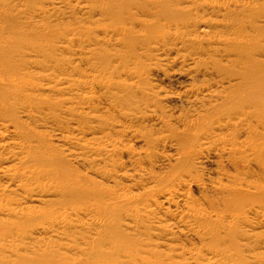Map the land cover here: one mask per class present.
I'll list each match as a JSON object with an SVG mask.
<instances>
[{"label": "bare ground", "instance_id": "obj_1", "mask_svg": "<svg viewBox=\"0 0 264 264\" xmlns=\"http://www.w3.org/2000/svg\"><path fill=\"white\" fill-rule=\"evenodd\" d=\"M154 3H156V1H154ZM27 4L30 5V15H36L42 19L48 16L50 18L58 13L61 14L60 12L62 11L60 8L66 6L65 2L59 0H43L42 4L44 7L42 8L36 7L35 0H29ZM247 4H251V1L247 0ZM2 5L0 2L1 16L2 13L5 16L13 13V8L8 9L6 8L8 6L3 7ZM248 6L249 5L242 4L241 2L220 0L217 4H208L204 8L206 10L216 11L219 15H222L223 12L235 15L240 9ZM189 7L184 9L180 7V9L171 10L166 16L165 23L157 25L158 32L153 30L154 26L152 23L141 24L142 28L146 30V32H149V34L148 37L146 36L147 41L140 43L142 45L140 49L144 53H153L159 56V58L163 57L161 59L163 62H167L168 65L179 64L185 68L187 67L186 71L176 72L175 75L178 81L185 80L183 81L184 83H186V81L190 83L194 77H208L209 80L207 84L220 88L221 91L213 92L209 90V87L208 89L206 88L207 84L196 87L190 83L191 86H189V84L186 85L187 87L184 86L186 87V89L183 88L184 95L189 93L191 97L188 102L192 103L191 107L194 108L190 111V115L185 117L183 114L175 117L177 119L174 118L177 120L180 128L171 127L167 122V118L164 116L165 113L162 115V106L158 97L143 104L146 106H144L146 109H138L135 113L123 111L122 109L114 111L117 118L127 121L131 126L132 123L138 121L143 122L147 119L151 122L152 127L157 129L156 131H159L158 136L154 138L150 134H145L143 132L142 134L141 131H139L140 129L135 130L133 127L129 126L125 128L123 125L120 127L117 125L118 123H116L117 126H114L115 124L113 123V127L123 128L122 130L120 129L122 135L124 134L127 136L130 134L134 136L136 142L143 145L145 144V147H148L146 151H150L151 154H156L155 151L159 147H165L169 144L167 147L175 153L173 157L176 158L175 168L171 173H167L166 176L159 177L161 175L157 176L156 173L152 172L146 173L144 170L146 175L143 172V176L141 172V176L138 177L139 179L137 181L133 180L125 171L123 175L117 174L120 183L117 179L116 182L118 183L109 178L116 183V188H118V190L131 194V196H127L126 199L123 197L124 194L125 196L127 194L122 193L123 195L120 196L125 200H120V196V199L116 198L115 194V196L113 195V198H115L112 199L111 195L115 192V188L105 189V187H98V184L97 186H93L92 184L96 183H93V181L91 182L88 178L81 177V171L78 169V167H81V163H83L81 160V150H83L81 143L84 139L82 141L81 139L82 136H84L83 138L89 136V133L81 132L79 123L78 126L80 129H77L75 126L76 129L72 131L69 125H67L68 127H64V129L59 122L63 114L69 118L72 117L73 120L70 122L75 123L74 121L76 120L81 122V112L75 110V107L78 109L81 108V104L79 103L81 101L78 102L75 98L76 103H78L75 104L72 100H56L57 102L54 100L56 97L55 94L57 95L58 93L67 95L69 92H74L76 95L77 92L81 91L80 84L78 86L73 85V79L71 80V78H68V75L67 78L64 76L63 79L60 78V81L53 84L50 79L53 74L51 77L48 76L51 73L48 75L46 74V76L44 74V80L42 74L39 73L38 70L36 71L38 73H35L32 72L33 67L30 69L31 71L26 68L27 65L31 68V66L38 64L36 63V58H38L37 54L43 53L42 55L44 58L48 56V54L52 56L53 54L51 52L55 51V48L53 49L52 46L50 50L46 49V51L44 47L36 43V38L30 37V41H27L28 39L23 40L24 36H19L10 30L8 32L9 34L0 32V50L4 52L9 51L11 53H4L5 57L9 58H3V61L4 59L5 61L7 60L6 62L0 61L2 62V65L0 64V252L3 257L5 256L3 258L4 264H81L83 260L81 261L80 258V260H74L67 252H76L81 255L83 253V255H85L86 252L91 251V254L89 253L90 258L88 257L89 259L85 260L88 261L95 256L96 246H111L124 251L127 253L125 264H141L148 262L149 256L165 258L173 264H202V262L205 264L207 261L206 264H264V260L260 258V255L258 257V254L256 255L254 253L258 249L264 248V239H261V233L258 236L255 234L256 232H254L255 228L264 227V190H261L259 179H257L258 182H251L247 175H232V173L219 176L222 166L227 165L236 167L237 165L243 164L248 167L256 164V162L264 157V97L258 95L254 87L248 86L245 83V77L241 81L239 72L235 67L222 64L220 58L227 57L232 59L238 56L239 53L237 50H230L228 45L236 44L240 40V37L237 34H233V37L221 38L199 37L198 35L193 36L192 31L201 30L202 28L200 27L204 24L209 27H214L219 24H224V22L217 20L215 22L209 20L191 22V20L189 21V19L184 17V14L191 11ZM84 8L86 9V7L82 5V7L80 6L77 9L80 11ZM17 15L24 17L25 14L24 12H20ZM56 28L52 29L55 33L58 31ZM193 28H195V30H193ZM204 28H206L205 25ZM44 29L45 26L39 25L35 33H40ZM5 31L7 32L8 30ZM113 32L118 35L130 34V30L127 27L121 26H114ZM113 32L111 34H113ZM2 41H9L8 44L11 42V44L15 46L13 47L11 44L12 47L10 45L6 46ZM23 42L25 43L23 44ZM82 42L85 41L78 40V45L80 43L82 44ZM95 42H97V40ZM76 43L75 40H70L66 48L69 50L72 47H68V45L74 46ZM62 44H59V46H61L59 47L60 49L63 47ZM34 45L36 48L38 47V49L44 50L40 51L36 49ZM56 47L58 48V45ZM64 48L65 47H63L62 50H64ZM73 50H71L72 53L75 52V50L74 52ZM81 50L85 49L81 48ZM81 50L79 49V52ZM58 51L60 52L61 50ZM91 52L92 51H90V53ZM44 53L47 55L45 56ZM1 54L3 56V53ZM77 54L79 53L77 52ZM204 54H213L214 56H219V58H215L211 66L201 65V56ZM36 55L37 57L35 58ZM55 55L57 56V54ZM170 55H173L172 59L165 58H169ZM12 56L16 57V60L18 59L17 62L14 63L16 60L13 61ZM253 56L254 54L252 53L248 55L250 58ZM32 57L35 59L33 60ZM87 60L92 64L89 59L85 61ZM66 61L69 60L66 59ZM73 62L70 60V63L68 62L69 66L67 65L68 63L63 64L67 65L68 68H73V66L70 65L71 63L74 65ZM148 64L142 70L138 69L136 71L133 69L134 71H127L124 72L123 75L121 74L125 76V79L120 83H118L119 80H116L118 79L116 75L115 81L118 82L116 83L114 81L113 83L116 84H113V86H117L118 88L121 87L131 92L146 94L148 86V84L145 83L148 77L147 71L152 69L150 68L152 66L149 67ZM39 65H35V67ZM151 65H153V63ZM40 66H42V62ZM50 67L52 69V66ZM55 67L58 68V65L56 64ZM60 68L59 65L58 69L60 70ZM74 68L76 69L75 66ZM221 68H223V70H220ZM61 69H65L64 66H62ZM23 70L26 71L24 72ZM53 71L51 70V72ZM57 71L58 70H55L54 72ZM156 71L158 72L159 70L157 69ZM77 73L81 74L80 72ZM104 74L105 76L103 75V77L106 80V77L109 75H106L105 72ZM96 75V78L92 76L94 81H96L95 79L98 80L99 78L97 77L100 76V74ZM110 76L113 77V75ZM40 77H42V79ZM37 78L46 82L48 81L46 79H49L52 83H48L49 85L46 84L47 86L40 85V83H37L40 81ZM100 79L102 83L105 81H103L102 78ZM152 79L154 80V77ZM237 80L240 81L237 82ZM111 81L113 80L110 79V83ZM102 83H100L101 85L98 84V87L106 86L103 85L106 81ZM84 85L87 87L89 86V84ZM181 85L184 84L182 83ZM111 86V84L110 86L107 85L108 88H113V86ZM121 88H119V90ZM200 92L201 94H205L203 98L197 96ZM53 95L55 97L52 99ZM181 95L184 96L183 94ZM103 96L104 95H102V97ZM169 96L167 94L164 97L166 99ZM193 96L196 97L194 98ZM93 97L97 98L95 96ZM93 97L90 98V101L94 99ZM191 98L194 100H191ZM100 99L102 98L100 97ZM67 102H70L71 105L69 106L67 104L68 106L65 107L64 105ZM259 102L261 104L258 106L257 104ZM77 105H79V107ZM63 107H65L66 110L63 111ZM59 113L62 115L60 114L61 116L58 117ZM83 114L84 113H82V115ZM98 117H100V115ZM93 118V115L92 117L89 116V119ZM117 118L115 119L116 122ZM168 118L170 119L172 117L169 116ZM98 119L99 118H94L93 120L96 121ZM115 120L113 118V121ZM253 120L255 124H252ZM75 125H77V123ZM106 128L112 129L111 126ZM101 130L103 131L102 128ZM116 132L120 134L118 129ZM86 133L88 135H86ZM110 134L105 135L108 136ZM93 135H91L92 139L94 137ZM105 135H102V137L100 135V137L104 138ZM120 138L118 139L120 140ZM88 139H91V137ZM106 139H108V137ZM96 140H100L98 136ZM91 141L92 140H90V142ZM55 142L56 144H54ZM86 143H88V140ZM98 146L100 147V145ZM127 146L118 140L105 143L100 148L83 146L84 150L86 149L90 152V155L92 153L96 157L100 156L99 159L101 158L99 163L97 158L95 161L93 160L94 158L91 159L88 156L89 160H87L85 157H87L86 155L88 152L85 151V153L83 151L86 154H83V156H85V164L89 166L92 173L98 170V172L96 171L98 174L101 171H99V169L104 165L111 166V164H108L107 160L114 158L118 152L124 151V153L126 152L128 154L129 148ZM134 156L140 158V155ZM209 156H214L216 159L214 162L217 169L214 178H210V175L208 179L206 178L207 181H203L204 179H202L203 176H201L200 171H207L204 164H208L206 160H208L207 158H209ZM115 157L116 161H118L117 159L119 156ZM131 161L134 162V159ZM138 161H136V164ZM101 163L104 164L102 167L100 166ZM116 163L115 165L118 164V166H122V163ZM115 165H112L113 168H115ZM99 166V169L93 170ZM118 168L119 167H117V169ZM103 171H105V169ZM106 173L108 175L107 170ZM249 173H251V171H249L248 174ZM100 174L104 176L103 173ZM104 177L107 179L109 176ZM122 181L128 182V184H121ZM157 183H159L160 187L159 185L156 186ZM193 188L199 190L200 194L213 192L218 196L216 199H211L212 201H209L210 199L208 196L201 194V196L203 195L206 198L200 197L199 199L202 198V200H199L194 196V193H192L191 190H193ZM134 190L140 191L131 193ZM251 191L255 192L252 193ZM97 192L101 194L94 200L95 202L86 203V205L81 204V194L85 196H94ZM207 198L209 199L208 201ZM116 199L118 200L116 201ZM133 202H142V204H139L137 207L134 206L135 208L133 207L131 210H125L118 216H102V214H109L115 209H121L125 203L130 204ZM211 206H216L217 208L215 207L216 209H212ZM220 206H222V209H220ZM252 214L254 217L250 218L249 216H252ZM229 221L231 225L234 223L240 225L242 223L244 227H241L244 228V231L242 228L236 231L238 228H236V226H234V229L232 226H225L224 222L228 224ZM124 228L138 233L141 238L147 241H152L153 237H157L158 239H160V237L164 239L165 237V239H167L166 237H168L169 234L172 236L171 238H173V236L178 234L188 237L191 236L197 238V240L203 238L204 240H209V242L206 243L208 245L205 244L203 247L206 250L205 252L202 250L203 248L196 251L183 248L177 249L175 246L169 245L168 243L164 245V243L160 244L157 241V244L154 242L156 248L154 247L150 251L142 249L141 246L143 241L136 234L129 233ZM116 232L119 233L120 237L115 241L108 242L101 239L105 234H115ZM184 237L185 236H183V238ZM132 238L137 241L135 246L128 243ZM190 239L194 240L192 238ZM169 240L171 241V239ZM241 241L245 243L242 245ZM158 245L159 247H161V245L164 246L166 251L169 252L164 254L161 253L159 249V251L157 250ZM151 246L153 247V245ZM173 247L174 250H171L174 252H170V248ZM167 248H169V250ZM244 249L249 253H253V255H251L252 261L247 259ZM27 252H32L34 257H29L26 254ZM162 252L164 251L162 250ZM173 253L180 259L179 262L175 261L176 256ZM209 255L211 258L213 257L215 261H209L211 260Z\"/></svg>", "mask_w": 264, "mask_h": 264}, {"label": "rangeland", "instance_id": "obj_2", "mask_svg": "<svg viewBox=\"0 0 264 264\" xmlns=\"http://www.w3.org/2000/svg\"><path fill=\"white\" fill-rule=\"evenodd\" d=\"M59 1L65 2V5H66V6H64L65 8L64 7L60 8V10L62 11L60 13L62 15L58 13V14H55L54 16H51L50 18H49V16L46 17L47 19L43 18V19H45V20H43L42 18H39L36 15L35 16L30 15L31 14V13H29L30 12L29 11L30 5L27 4L29 2V0H26V1L25 0H0L1 5L3 4L2 5L3 7L8 6L6 8H8V9L13 8L14 9V11H12L13 13L11 15L5 16L2 13V16H1V14H0V29H1L0 32H3L4 34H9L8 32L10 30L19 36H24L25 38L23 37V40L28 39L27 41H30L29 40L30 37L36 38V43H38L42 47H44L45 50L46 49L50 50V48L53 46V49L55 48V51L51 52L53 55L49 52L52 56H49V54H48V56H49L48 57V56H46L47 54L44 53L45 56L47 57V58L45 57L47 60L43 57V55H42L43 53L37 54L38 58H36L37 55L35 56L36 63H38V64H35L36 66L39 64L41 65V62H42V66H40V65L38 66L40 68L35 67V65L31 66V68H30V66L27 65V67H26L27 70H30L33 67L32 72L41 73L44 80H45L46 74L48 75L49 73H51L48 75L50 77L53 74V76L50 78L52 80L53 84H55L56 82L63 79L64 76L66 78L69 76L68 78H71V80L73 79V81H72V82H74L73 85L78 86L80 84L79 86H81V91L84 94L81 91L77 92V93L75 92L76 95L74 94V92H69V94L67 93V95H65V94L61 95L58 92H56L58 94L57 95L55 94L56 97L53 95L52 99L55 97L54 98L55 101L56 100L57 101L58 100H60V101L72 100V101H74L73 103H75V104H78V103H76V101H78V102L83 101L84 102V103L79 102L81 104V105L79 104L81 106V108H80L81 110L78 109L77 107H75V110L77 112H81V120H80L81 122H79L77 120L74 121L75 123L70 122L73 120L72 117L69 118V117L65 116L64 114H63V116H61L62 115L61 113H59L58 117L61 116L62 118L60 117L61 120L59 118L58 119L60 120L59 122L61 123V126L63 128L68 127L67 125H69L70 130L72 129V131H74V129H76V127H77V129H80L79 126H81V132H84V133L88 132L89 133V136L85 137L86 139L83 138L84 136H82V139H81V141L84 139L82 142L83 144L81 143V146L83 149V150H81V153H82V156H81L82 159L81 160L83 161V163H81V167H78V169L81 171V177L88 178V179H90L91 182L93 181V183H96V184H92L93 186H97V184H98V187H101V188L105 187V189H107V188H109V189L113 188L114 189L115 188L114 189L115 192L113 194L111 193L112 199H114L115 197L120 199V197H121L120 200H122L123 198H126L127 196H131V194L126 193V192H122V191L118 190V188H116L117 187L116 183H118L120 180L117 178L118 173H119V175L120 174L123 175L126 172V174L128 173L133 178V180L137 181L139 179L138 177L141 176V174L144 176L145 172L146 173L147 172L156 173L157 176L161 175L159 177L166 176L167 173L168 174L171 173L172 170L176 166V158L173 157L175 153L172 152L171 149H169V147H167V146H169V144H167L165 147L160 145L161 147H159L158 149L156 148L157 149L155 151L156 154H151L149 150H148L149 152L146 151L148 149V147L146 148L145 144L143 145L141 143L136 142V140L134 139V136H132L130 134H128L127 136L123 134L124 135L123 136L122 133L120 132V129L121 130L123 129L120 127L123 125L125 128L127 126H129V127H133V129H135V130L140 129L139 131H141V133L143 132L145 134H150L151 136L156 138L158 136L159 131H156L157 129H154L152 127V124L149 120L145 119V121H143V122L138 121V122H135L136 124L132 123V126H131V124L130 123L128 124L127 121L120 119V118H117L115 116L116 113H114V111L122 109L123 111L135 113L136 110L138 111V109H140V110H142L143 108L146 109L145 108L146 106L143 104L151 101L155 97H158L160 104L162 106L161 107L162 108V110H161L162 115H163V113H165L164 116H165V118H167V122L171 125V127L174 126V128H176V127L180 128L177 120H175L177 118H175V117H178V115H183V114L186 117V116L190 115V111H192L194 108V107L193 108L191 107L192 103L188 102L190 100L189 98L191 97L189 95V93L184 95L183 91H184V89H186V87H187L186 85L189 84V86H191L190 85V83H191V84L195 85L196 87L197 86L198 87L204 86L207 84V82L209 80L208 77L204 78L202 76H197V78L194 77V79L191 80V81H194L195 83L191 82V81L189 83L186 81V83H187L186 84L183 82L185 80H180L181 81L180 82L177 80V77L175 74H176V72L186 71L187 67L185 68L184 66H181L179 64L168 65L167 62H165V61L163 62V60L161 59L163 57L159 58V56H156V54L152 53L153 54L152 55L148 52L144 53L143 51H141L140 47L142 45L140 43L147 41V37L149 34V32H146V30H144L142 28L141 24L152 23V25L154 26L153 30L158 32L157 25L165 23L166 16L170 13L171 10L173 11V10H176L177 8L180 9V7L182 9H184V8H188L189 6H190L189 8L191 9V11L184 14V17L189 19V21L191 20V22L208 21V20L211 22H215L216 20L224 22V24H219V25L214 26V27H212V26L209 27L206 24H204L206 26V28H204V25H203L200 27V28H202L201 30L192 31V35L193 36L198 35L199 37L205 36L207 38L208 37L221 38V37H233V34H237L240 37V40L236 44L228 45V48L232 51L237 50V52L239 54L236 58H232V59H229L227 57L220 58L222 60V64L223 65H232L233 67H235L236 70L239 72V75L241 77V81L245 77V83L248 86L254 87L257 94L262 95L264 97V0H250L251 4H247V0H230V2H232V1L233 2H241L242 4L249 5L248 7H244L242 9H240L238 11V13L235 15L226 14L224 12L222 15H219L216 11L206 10L204 8L208 4H214V3L217 4V2H219L220 0H186V1H184V0H59ZM154 1H156V3H154ZM35 2H36L37 8L44 7V5L42 4L43 0H35ZM82 5L85 6L86 9L84 8V9L79 11L77 8L80 6L82 7ZM14 6H15V8H14ZM46 7H47V5H46ZM16 8H17V10H16ZM185 10H187V9H185ZM20 12H24V14H25L24 17L17 15ZM27 12H28V14H27ZM216 14H217V16H216ZM203 23H205V22H203ZM39 25L45 26V29L43 31H41L40 33H35V30L38 28ZM112 26L113 27L114 26L127 27L130 30V32H129L130 34H125V35L114 34ZM52 27L53 28L57 27L56 29H58V31L55 33L52 30L53 29ZM5 30H8V31L6 32ZM193 30H195V28H193ZM112 32H113V34H111ZM90 39L93 41H91ZM70 40H75L77 42L74 46L68 45V47H72V48H70L71 50H73V49L75 50V52L73 50L74 53H72V51L70 49L69 50L71 52L68 50V48H66V46ZM78 40H83L85 42H82V44L84 43L83 45L81 43H80L81 45L80 44L78 45ZM88 40H89V43H88ZM96 40H97V42H95ZM25 42H23V44ZM3 43H5L6 46H9L11 44V42H10V44H8L9 41H7V42L5 41ZM62 43H64V44H62ZM59 44H62V46L65 47L67 50L65 48H64V50H62L63 47L60 49L59 47H61V46H59ZM11 45L13 46V44H11ZM57 45H58V48L56 47ZM34 47L36 48L35 45H34ZM81 48H84L85 50H81ZM36 49H38V47ZM44 49H41V50L43 51ZM79 49L81 50L80 52H79ZM38 50H40V49H38ZM58 50H61V51L59 52ZM86 50L87 51L89 50L88 52L90 55L88 54V52ZM90 51H92V52L90 53ZM6 52H7V54H11L9 51H6ZM6 52H4V51L0 52V56H1L0 61H3V58L9 59V58L5 57ZM77 52L79 54H77ZM83 52L85 55L83 54ZM1 53H3V56ZM54 53L57 54V56ZM147 53H148V55H147ZM251 53L254 54V56L252 58L248 57V55ZM39 55H42V56H39ZM119 55H120V58H119ZM92 56H93V58H92ZM172 56L173 55H170L169 58H167V57H165V58L166 59H172L173 58ZM78 57H81V58H78ZM12 58H13L12 59L13 61L16 60V57L12 56ZM35 58L32 57L33 60ZM122 58L124 61L122 60ZM215 58H219V56H214L213 54H209V55L204 54L201 56L200 64L211 66L212 61ZM5 59L3 62L7 61V60L5 61ZM66 59L69 61H66ZM72 59H74V60H72ZM84 59L85 60L89 59L92 64H90V62L88 60L85 61ZM17 60L14 61V63L17 62ZM37 60H39V61H37ZM70 60H71V62L75 61V62H73L74 65H72V63L70 64L71 66H73V68L72 67L68 68ZM121 60H122V62H121ZM13 61H10V62H13ZM61 61H62V63H61ZM63 63L64 64L68 63L67 64L68 66L64 65ZM152 63H153V65L155 64L154 67H156L159 70L158 72L156 71L157 69L154 68L153 65H151ZM165 63H167V64H165ZM0 64L2 65V62H0ZM56 64L58 65V68L60 65L61 68H62V66H64L65 69L60 68V70H59L57 67H55ZM147 64L149 65V67L152 66V67H150L152 69H150V71H147L148 77H147V81H145V83H147L148 86H147L146 94L131 92V91L123 89L121 87H119V88H121L122 90L121 89L119 90V88L117 86H116L117 88L113 86V84L115 85L118 82V81L117 82L115 81L116 77H118V79H116V80H119L118 83H120L125 79V76H122L124 72L134 71L133 69H135L136 71L138 69L142 70ZM47 65H49V66H47ZM24 66H26V65H24ZM50 66H52V69ZM74 66L76 67V69L74 68ZM77 66H78V68H77ZM160 67H161V69H160ZM36 68H38V69H36ZM79 68H80V70H79ZM45 69H46V71H45ZM53 69H54V71L55 70H58V71L54 72ZM37 70H38V72H36ZM51 70L54 73L51 72ZM220 70H223V68H221ZM23 71L25 72L26 70H23ZM44 71H45V73H44ZM77 72H80L81 74H79ZM104 72L106 73V75H109L106 77V80L103 77V75L105 76ZM44 74H45V76H44ZM54 74H55V76H54ZM96 74H98V75L100 74V76H102V77L99 76L97 78H99V79L102 78L103 81L104 80L106 81V83L103 84L105 81L102 83L101 79H100V82H99V79L98 80L95 79L97 82L94 81L92 76H95V78H96V76H97ZM57 75L59 77V80H58ZM75 75H77V76H75ZM110 75H113V77H115L116 75L117 76L115 78H113ZM119 75H120V79H119ZM155 75H157V76H155ZM108 77H109V80H108ZM122 77H124V78H122ZM151 77L152 78L154 77V80ZM40 78L42 79V77H40ZM37 79H35V80L36 81L40 80V79H38V80ZM110 79L113 80V81H111V83H110ZM46 80H48V81L46 82V81L40 80L37 83L38 84L40 83V85H45V86L52 83L49 79H46ZM114 81L116 83H113ZM239 81L240 80H237V82H239ZM100 83H102L103 85H106V86H102V87L99 86L98 87V84L101 85ZM182 83L184 85H181ZM84 84H89V86H88L89 88ZM110 84L113 86V88L107 87V85L110 86ZM184 86H186V87H184ZM208 87L210 88L209 90H212L213 92L221 91L220 88H216L212 85L207 84L206 88L208 89ZM99 88H101V89H99ZM107 88L109 89L110 92L108 91ZM110 89H112V90H110ZM105 90H107V91H105ZM113 94H114V96H113ZM167 94H168V96L170 95L171 97H173L175 99L171 98L170 96L165 99L164 96ZM181 94H183L184 96H182ZM102 95H104V96L102 97ZM106 95H107V97H106ZM204 95L205 94H201V92L199 94H197V96L199 98L200 97L203 98ZM93 96H95L97 98H94ZM179 96H180V98H179ZM91 97L94 98V99L92 98L93 99L92 101H90ZM100 97L102 99H100ZM61 99H63V100H61ZM78 99H80V100H78ZM191 100H194V99L191 98ZM105 101H107V102H105ZM67 104L69 106L71 105L70 102H67L64 106L65 107L68 106ZM260 104L261 103L259 102L257 105L259 106ZM79 105H77V106L79 107ZM65 107H63L64 108L63 111L66 110ZM82 113H84V114L82 115ZM186 113H187V115H186ZM86 115H87V117H86ZM92 115L94 116V118H96V119L99 118L98 120L101 119L102 121L101 120L100 121H98V120L94 121L93 120L94 118L89 119V116L92 117ZM99 115H100V117H98ZM113 115H114V117H113ZM166 115H167V117H166ZM169 116L172 118L169 119L168 118ZM113 118H114V120L117 118V122H116V120L113 121ZM86 119L87 120L89 119V120L87 121ZM63 122L64 123L68 122V123L64 124ZM76 123H77V125H75ZM109 123L110 124L112 123V124L110 125ZM113 123L115 124L114 126L119 125L120 127H117V128L113 127ZM116 123H118V124L116 125ZM252 124H255L254 120L252 121ZM72 126H73V128H72ZM97 126H99V127H97ZM105 126L106 127L111 126L112 129L106 128ZM101 128L103 129V131L105 130L106 133H105V131L103 132L101 130ZM94 129H96V130H94ZM117 129L120 132V134H117V132H116ZM41 130H43V129H41ZM97 130H99V131H97ZM96 131L98 132V134L99 133L100 134L98 135ZM100 131H102L105 134H110L111 132L112 133L107 136ZM93 133H94V135H93ZM90 134L94 136L93 139H92V136ZM86 135H88V134L86 133ZM100 135H101V137H102V135H105V137L107 136L108 139H106L107 137L106 138L104 137L105 139L101 138ZM97 136L100 140H96ZM90 137H91V139H88ZM118 138H120V140ZM87 140H88V143H86ZM90 140H92L91 142H93L94 140L95 141L93 143H91ZM114 140L115 141H117V140L121 141L126 146L128 145L127 147L129 148V151H128L129 153L128 154L126 152L124 153V151L123 152L120 151L121 153L118 152L115 155L117 157L119 156L117 159L118 161H116L115 156L111 160L110 159L107 160L108 164H111V166L110 165L105 166L104 164L101 163L102 165L100 164V166L102 167L104 165L102 168H103V170L105 169V171H103L102 168H100V166L98 168L93 169V170H96V169L100 168L99 169V171L101 170L100 173H103L104 176H106V177L109 176L106 179L100 173H98L99 175L96 173V171L98 172V170H96L95 172L93 171V173H92V170L89 168V166H87L85 164V159L89 160V158H91V159L94 158L93 160L96 161V158H97V161L99 163L101 158L99 159L100 156L96 157L92 153H91V155H92L91 156L90 152H88L86 149L84 150V147L91 146L92 148H94V147L100 148V147H102L103 144L108 143V142H112ZM97 141H99L100 143ZM54 144H56V142ZM97 144L100 145V147ZM92 145H94V146H92ZM130 147H132V148H130ZM83 151L88 152L87 155L85 154L86 152L84 153ZM132 151H133V155H132ZM130 152H131V154H130ZM83 154L86 155L87 157L83 156ZM120 154H122V155H120ZM134 155H140V158H142V159H140L138 156H134ZM88 156H89V158H88ZM168 156H170V157H168ZM84 157H85V159H84ZM131 157H133V158H131ZM113 159H114V161H113ZM130 159L131 160L134 159V162H132ZM207 159L208 160H206V161L208 164L207 163H206L207 165L204 164V166L207 168V171H200L201 176H203L202 179H204L203 181H207V179L209 178L210 175H211L210 178L211 177L214 178L215 173H216V169H217V166L215 165V162H214L216 160L214 158V156H209V158H207ZM90 161H92V160H90ZM136 161H138L137 164H136ZM116 162L122 163L121 164L122 166H118V164ZM130 162H132V163H130ZM115 163L117 165H115ZM211 163H212V165H211ZM134 164H136V165H134ZM112 165H115L114 167L116 169L113 168ZM117 167H119V168L117 169ZM134 167H135V169H134ZM121 168H124V169H121ZM114 169H115V172H114ZM120 169H121V171H120ZM129 169H130V171H129ZM106 170L108 172V175L106 173ZM118 170H119V172H118ZM144 170H145V172H144ZM138 171H139V173H138ZM212 171H215V172H212ZM249 171H251V173L248 174ZM104 172L106 173V175ZM203 172H205V173H203ZM115 173H116V175H115ZM133 173L137 174V175H134ZM146 173H145V175H146ZM226 173H228V174L232 173V175H234V174L247 175L249 181H251V182L252 181L258 182L257 179H259L260 184H261V190H264V157H262L258 162H256V164L250 165L248 167L243 165V164H241L239 166L237 165L236 167H230L227 165L222 166L220 169V172H219V176H222ZM113 175L116 177H114ZM109 178H111L115 182L117 179L118 182L115 183L114 181L110 180ZM126 183L128 184V182H125V181L121 182V184H124V185H126ZM154 185H156V184H154ZM158 185H159V183H157L156 186H158ZM159 187H160V185H159ZM138 191H140V190H134L131 193H133V192L136 193ZM191 191H192V193H194V196L197 199H199L200 197L208 196V198L210 200L207 198V201L208 200L212 201L211 199H216L218 196V195H215L213 192L212 193L206 192L207 194L201 193L204 195V196L203 195L201 196L200 191L196 190V188H193V190H191ZM251 192L254 193L255 191H251ZM122 193H126L127 195L125 196V194H124V197L122 198V196H120V195H123ZM100 194H101L100 192H97V194L94 196H85V195L81 194V204L86 205V203L95 202L94 200ZM113 195L115 196L114 198H113ZM204 198H206V197H204ZM118 199H116V201ZM123 200H125V199H123ZM199 200H202V198ZM139 204H142V202H133L130 204L125 203L121 209H115L109 214H102V216H108V215H110L112 217L118 216L123 211L131 210V209H133L134 206L137 207ZM215 207L211 206L212 209L217 208V207L216 208ZM212 209H211V211H212ZM220 209H222V206H220ZM249 217L253 218L254 216L252 214V216H249ZM82 218L85 219L84 217H82ZM227 222H224V225L225 226L228 225L227 227L232 226L233 229H234V226H236V228L238 227L236 231H239V228L244 227V226H242L243 225L242 223L240 225L238 223L237 224L232 223L233 225H231L230 221L228 224H227ZM152 228H151V230L153 231ZM124 229L129 233L136 234L143 241L142 246H141L142 249L150 250V251L154 247L156 248V245L154 244V242H156V241L160 244L164 243V245L166 243H168L169 245L175 246L177 249L183 248L186 250L190 249L193 251L201 250L205 246V244L207 242H209V240H204L203 238L197 240V238H194L191 236L188 237L186 235H178V234H176L178 236L175 235L176 238H175V236H173V238H174V240H173V238H171L172 236H170V234H169L168 235L169 238L166 237L167 239H165V237H164V239L163 238L161 239V237H160V239H158L157 237H153V239H152L153 243H152L151 240L147 241V240L141 238L138 233L133 232L132 230H129L126 228H124ZM242 230L244 231V228H242ZM254 232H256L255 234H257L258 236L261 233L263 238L261 235H260V237H261V239H264V227L255 228ZM250 234H252V233H250ZM183 236H185V237L183 238ZM119 237H120L119 233L116 232L115 234H105L104 237L101 239H104L108 242H112V241L117 240ZM190 238H192L194 240H191ZM169 239H171V241ZM214 240H216V239H214ZM136 242L137 241L134 238H132L131 240L128 241L129 244H133L134 246L136 245ZM157 242H156V244H157ZM244 243H245L244 241H241L242 245ZM151 245H153V247ZM206 245H208V244H206ZM161 247H159V245H158V248H157V250L159 249L161 251V253L164 254V253L169 252V251H166L164 246L161 245ZM167 249L169 250V248H167ZM171 249L174 250V247L170 248V252H174ZM162 250L164 252H162ZM202 250H204V252L206 251L205 248H203ZM67 253L74 260L75 259L76 260L81 259V261L83 260V262L81 264H108V263L125 264L126 254H127L124 251L118 250V249L111 247V246H96L95 256L88 261H85V260L90 258L91 251L86 252L85 255H83V253L81 255V254L76 253V252H67ZM202 253H203V251H202ZM244 253H245V256L247 257V259L252 261L251 255H253V253H249L245 249H244ZM254 253L256 255L258 254L257 255L258 257L260 255V258L262 260H264V248L260 249V250L258 249ZM5 254H7V253H5ZM26 254L29 257H34L32 252H27ZM173 254H175V253H173ZM175 256H176L175 261L179 262L180 259L177 258L176 254H175ZM209 256H207V257H209ZM4 257L2 256V253H1L0 264H4L3 263ZM207 257H206V259H207ZM210 258H211V256H210ZM209 261H215V259L213 260V257H212L211 260H209ZM141 264H173V263L167 261L165 258L149 256V261L141 263ZM202 264H203V262H202ZM217 264H221V263H217Z\"/></svg>", "mask_w": 264, "mask_h": 264}]
</instances>
